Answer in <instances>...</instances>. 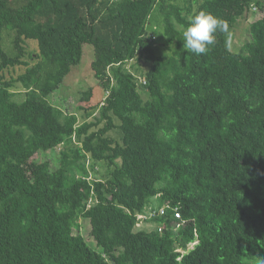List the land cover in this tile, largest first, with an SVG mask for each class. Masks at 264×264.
<instances>
[{"label":"trees","instance_id":"1","mask_svg":"<svg viewBox=\"0 0 264 264\" xmlns=\"http://www.w3.org/2000/svg\"><path fill=\"white\" fill-rule=\"evenodd\" d=\"M87 44L78 122L47 98ZM0 264H264V0H0Z\"/></svg>","mask_w":264,"mask_h":264},{"label":"rangeland","instance_id":"2","mask_svg":"<svg viewBox=\"0 0 264 264\" xmlns=\"http://www.w3.org/2000/svg\"><path fill=\"white\" fill-rule=\"evenodd\" d=\"M254 6L257 7V10L255 11L254 8L251 9V7L248 9L247 13L240 17L231 32V40H230V49L232 51H237L239 48L248 40L249 33H248V26L251 22L254 20L260 18L262 16L261 11L259 10L258 6L255 3H251ZM155 25L153 27V32L155 31L157 33H154L152 38H155V40H159L160 38V44H161V50L160 52L164 55H168L169 51L167 47L169 46L168 43H166L163 32H162V26L160 22L153 21L152 23ZM93 59V48L91 45H84L83 47V53L81 56V60L78 65L72 66L70 72L65 76L64 82L60 85L59 89L55 90L48 96V101L58 107H61L62 109L68 108L70 111H73V113H76L78 116V122L82 121L84 110L80 108L81 106L85 105L84 102L80 101V92L87 89V88H93L95 87V98L91 99L88 104L91 102L101 101L102 96H105L103 94V88H100L99 86H96V81L93 79V71L91 69V61ZM135 65L136 67L139 66L141 69H146L149 67L147 63L144 62L142 58H135L126 63V66L128 68ZM138 83L140 84L142 82V78L138 77L137 79ZM93 91V93H94ZM144 98H146V94L143 95ZM91 103V104H92ZM55 150H50L47 152H42L36 155V159L38 161H45L50 156L54 155ZM88 168L90 169V176L91 178L94 177L93 171L91 169L92 164L91 161L87 163ZM97 170L100 169L101 171L104 170V168L100 167L99 165H96L95 167ZM152 203H156L154 198L151 200ZM150 212L147 210L146 213H144V216H149ZM144 216H139V218H142ZM147 218V217H146ZM149 218V217H148ZM80 232L86 242L89 244L90 247L93 249L100 250V248L96 245L94 239L90 236V224L87 219L80 218ZM154 227L149 222V219H141L136 228L137 229H147L151 230ZM194 245V242L189 243L188 247H192Z\"/></svg>","mask_w":264,"mask_h":264},{"label":"built area","instance_id":"3","mask_svg":"<svg viewBox=\"0 0 264 264\" xmlns=\"http://www.w3.org/2000/svg\"><path fill=\"white\" fill-rule=\"evenodd\" d=\"M161 211H163V210H161ZM175 217H177V218H179V217H180V215H179V213H178V212H176V213H175Z\"/></svg>","mask_w":264,"mask_h":264}]
</instances>
